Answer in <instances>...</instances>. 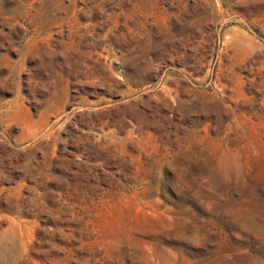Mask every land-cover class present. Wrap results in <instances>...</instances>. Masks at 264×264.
Returning a JSON list of instances; mask_svg holds the SVG:
<instances>
[{"label":"rangeland","instance_id":"374dc122","mask_svg":"<svg viewBox=\"0 0 264 264\" xmlns=\"http://www.w3.org/2000/svg\"><path fill=\"white\" fill-rule=\"evenodd\" d=\"M0 264H264V0H0Z\"/></svg>","mask_w":264,"mask_h":264}]
</instances>
